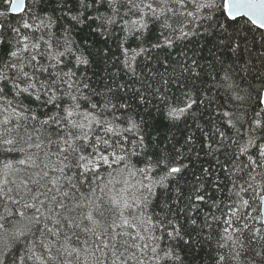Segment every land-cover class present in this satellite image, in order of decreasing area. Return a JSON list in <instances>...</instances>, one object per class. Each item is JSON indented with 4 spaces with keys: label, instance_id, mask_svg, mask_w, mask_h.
Instances as JSON below:
<instances>
[{
    "label": "snow or ice",
    "instance_id": "6c2138e0",
    "mask_svg": "<svg viewBox=\"0 0 264 264\" xmlns=\"http://www.w3.org/2000/svg\"><path fill=\"white\" fill-rule=\"evenodd\" d=\"M39 2L12 0L15 24L0 11V264L82 254L83 264H183L177 249L210 241L220 223L217 247L231 264H264V76L248 91L221 69L214 86L225 91L210 95L197 85L195 48L181 61L157 56L155 68L138 59L201 38L236 53L242 32L264 38V0H56L65 17L37 15ZM87 20L101 35L120 24L140 40L117 44L98 86L80 72L91 61L72 35ZM150 25L161 39L145 48ZM152 108L177 129L158 143L145 141Z\"/></svg>",
    "mask_w": 264,
    "mask_h": 264
},
{
    "label": "trees",
    "instance_id": "16d2710c",
    "mask_svg": "<svg viewBox=\"0 0 264 264\" xmlns=\"http://www.w3.org/2000/svg\"><path fill=\"white\" fill-rule=\"evenodd\" d=\"M27 3V0H26ZM10 4V0H0V8H7ZM37 15L45 16L52 15L55 17H65L67 9L61 10L59 4L56 3V0H40L38 7L34 10ZM7 16L12 20V23L15 24L16 20L19 18V15L22 13H6ZM92 15H95L92 13ZM5 17H1L0 21L4 20ZM59 23L67 24L68 20L66 18L61 19ZM100 22L96 20H87L84 24L78 26L77 30L73 32V38L79 43L80 47L86 50L88 59L91 61L87 69H81L80 72L86 71V78H91L90 82L98 86L102 77H107L111 71L114 70L113 60L110 59L113 53H118L117 44L121 42L122 39H127L128 43L131 44L133 48H136L137 44H140V40H137L135 37L128 35L125 32L121 31V25L117 24L112 27L105 35H101L97 30V26ZM55 30V29H54ZM159 27L156 25H150L148 32L141 37L143 41V47L150 48L152 44H155L160 40L159 36ZM59 35V32H57ZM139 35V34H137ZM241 35H246L247 39L243 41V47L236 53H232L228 50L217 51L213 46L218 43V40H213L212 43H208L203 38L200 40V45L190 44L187 41L178 42L173 48L153 49L151 53V58H145L148 56L145 53V57H139L141 64H147L151 68L158 67L154 63L155 58L158 56L160 59H168L171 61H181L183 59L184 53L188 57L193 56V48H195L196 56L198 63L203 65V69H197L201 71L202 80L197 81V85L208 92L210 95H217L218 92L223 93L225 90L223 88L217 89L214 85L217 81L222 82L221 77L224 75V72L221 69L228 71L232 80L235 84L240 85V88L247 89L251 91V88H248V85H252L255 88H259L261 80L257 77L264 76V38L261 37V34L255 28L250 32H242ZM11 38V37H9ZM187 44V47L185 45ZM202 45V46H201ZM7 49H5L6 51ZM219 57V61L217 59ZM220 61H223L221 63ZM190 62V61H189ZM231 65L229 68L228 66ZM162 70V69H161ZM78 72V75L80 74ZM219 73V76H217ZM212 77H216L215 80ZM127 79V77H123ZM174 92H177L176 88H173ZM179 94V93H178ZM244 94L243 92L241 93ZM255 92L252 91L253 101L255 100ZM221 102H224L225 97H219ZM248 105H246L247 107ZM141 113H144V109H140ZM154 120L149 118V124L151 126H146L145 141L158 143L163 140L166 135H171L177 133L176 128H172L171 132L169 131V126L162 120V117L159 113L156 112L154 108L150 109ZM252 115V112L249 111V116ZM214 120L216 118H213ZM189 129L195 130L192 121L189 120ZM224 128L223 125H221ZM180 130H184V125L179 126ZM227 131L229 137H235L236 133L233 130L224 129ZM199 135V133H197ZM54 150V149H53ZM227 151H234V148L226 149ZM12 160H17L22 158L19 154H11L8 157ZM224 157L221 156V159ZM6 157L3 154H0V161H3ZM55 158L53 157V160ZM210 158L205 157L204 160ZM207 166V164H205ZM199 165H197V168ZM209 209L204 207L203 212H207ZM3 212L2 206H0V213ZM218 216L223 215V206L220 210L212 209ZM201 213V214H202ZM10 227V225H6ZM222 223L217 226L213 225L212 230V239L209 241L204 237H196V243L191 247L185 249L180 247L177 249L180 256L183 259V264H214V258L219 255H224L226 257L223 264H231L228 259L229 250L227 248H218L217 240L220 235L223 234ZM64 231H68L65 227ZM80 235L81 241L88 239L89 245L93 239L90 236H87L84 233H80L79 230H75ZM71 235V232L68 233ZM134 234V232H133ZM205 236L208 235V230H205ZM62 239V238H61ZM74 239V238H73ZM75 247H81V244H74ZM59 247V244H57ZM55 252V249H54ZM63 257L60 258L62 260ZM60 260L52 262V264H60ZM70 264H83V254L81 261H76L74 257L69 258ZM31 264V262H30ZM91 264V261H89Z\"/></svg>",
    "mask_w": 264,
    "mask_h": 264
},
{
    "label": "water",
    "instance_id": "95a60500",
    "mask_svg": "<svg viewBox=\"0 0 264 264\" xmlns=\"http://www.w3.org/2000/svg\"><path fill=\"white\" fill-rule=\"evenodd\" d=\"M11 4H12V0H10V4H9V6L7 8H0V11H3L5 13H12L11 12ZM14 14H17V13H14Z\"/></svg>",
    "mask_w": 264,
    "mask_h": 264
}]
</instances>
